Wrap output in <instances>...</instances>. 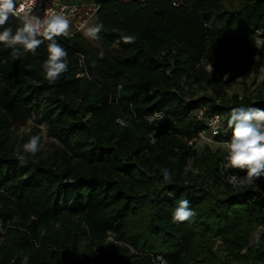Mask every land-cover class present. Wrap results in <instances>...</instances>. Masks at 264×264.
I'll list each match as a JSON object with an SVG mask.
<instances>
[{
	"label": "trees",
	"instance_id": "trees-1",
	"mask_svg": "<svg viewBox=\"0 0 264 264\" xmlns=\"http://www.w3.org/2000/svg\"><path fill=\"white\" fill-rule=\"evenodd\" d=\"M93 2L100 38L56 37L69 67L54 83L47 41L23 56L0 44V264H264V193L195 143L213 117L225 143L231 109L264 108V89L229 95L225 79L264 68V0ZM43 130L22 164L18 146ZM182 198L195 215L174 223Z\"/></svg>",
	"mask_w": 264,
	"mask_h": 264
},
{
	"label": "clouds",
	"instance_id": "clouds-1",
	"mask_svg": "<svg viewBox=\"0 0 264 264\" xmlns=\"http://www.w3.org/2000/svg\"><path fill=\"white\" fill-rule=\"evenodd\" d=\"M35 0L21 3L20 0H0V44L13 50V55L23 56L28 53L35 54L37 49L47 43V59L42 65L44 78L49 83L57 81L68 71L67 51L58 42L56 37L66 35L70 27L69 19L62 13L46 12L43 18L32 13ZM10 17H18L20 26L13 31L7 26ZM103 25L90 27L85 33L93 39H99ZM124 43H133L132 36H123ZM227 79V76H225ZM216 116L209 121L213 135H219L215 125L220 121ZM231 138L218 147L226 149V169H239L244 171L240 177L242 183L253 186L258 180L264 178V108L236 107L231 109L226 118ZM203 135V134H202ZM42 148L41 136L32 135L22 148H17V159L23 164L24 154L35 156ZM163 180L171 182L172 174L169 169H160ZM236 177H233L235 180ZM195 215L187 199H180L172 213L174 223L190 221ZM159 259V258H157Z\"/></svg>",
	"mask_w": 264,
	"mask_h": 264
},
{
	"label": "rangeland",
	"instance_id": "rangeland-1",
	"mask_svg": "<svg viewBox=\"0 0 264 264\" xmlns=\"http://www.w3.org/2000/svg\"><path fill=\"white\" fill-rule=\"evenodd\" d=\"M79 1L87 2L90 0H79ZM95 23H96V17H94L93 19H91V21H89L87 27L85 28V31L83 32V35L86 38L91 39V37L86 36L85 33L87 32L88 28L95 27ZM258 45L259 47L264 46V41L260 39L258 41ZM226 76H227L226 80L229 81V84L227 86V93L229 95H231L232 93L245 95L247 93H254L257 89H264V68L259 72L257 76H255L254 74L246 79L231 74H227ZM201 95L202 93L199 94V96ZM219 127L217 128L218 130ZM33 132H34V124L30 122L27 126H25L20 130L19 136L20 137L29 136L33 134ZM222 134L224 135L225 132H223ZM219 135H213L211 130L208 134L203 133V136L196 139L195 140L196 147H199V149H201L199 153L201 154L204 148L206 147H210L213 150L223 149L218 147V145L222 143L216 140L215 138L216 136ZM39 136H41L43 144L50 143L51 140L47 137L45 130H43L42 133L39 134ZM232 181L244 190H255L264 193V178L258 180L257 183L253 186H248L246 183H242L240 177L236 178L235 180L232 179ZM261 235H262V231L261 230L257 231L253 235L251 243L254 244L261 237ZM213 252L217 253L219 256L226 255V246L223 245L222 241L217 240L215 241V245L213 246ZM198 264H212L210 255L203 256L199 260Z\"/></svg>",
	"mask_w": 264,
	"mask_h": 264
},
{
	"label": "built area",
	"instance_id": "built-area-1",
	"mask_svg": "<svg viewBox=\"0 0 264 264\" xmlns=\"http://www.w3.org/2000/svg\"><path fill=\"white\" fill-rule=\"evenodd\" d=\"M20 2L27 4L28 0H20ZM46 12L62 13L69 19L70 27L68 33L63 36L71 38L77 34H83L89 21L96 17L97 6L93 0L87 2H82L79 0H35V3L32 6V13L43 18ZM13 18L19 21L18 17ZM202 114L203 113L201 112L200 115ZM209 121L208 127L212 130V128L209 126ZM220 123L221 119L215 125V127L218 128ZM202 134L203 133H201L199 137L203 136ZM155 262L156 264H168L161 256H157Z\"/></svg>",
	"mask_w": 264,
	"mask_h": 264
},
{
	"label": "crops",
	"instance_id": "crops-1",
	"mask_svg": "<svg viewBox=\"0 0 264 264\" xmlns=\"http://www.w3.org/2000/svg\"><path fill=\"white\" fill-rule=\"evenodd\" d=\"M76 1V0H75Z\"/></svg>",
	"mask_w": 264,
	"mask_h": 264
}]
</instances>
